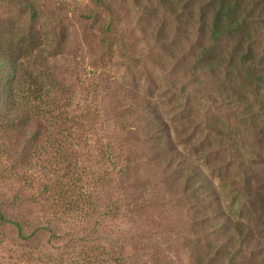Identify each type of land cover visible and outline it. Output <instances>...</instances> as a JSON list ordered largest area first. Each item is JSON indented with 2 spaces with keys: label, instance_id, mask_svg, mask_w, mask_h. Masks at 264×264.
<instances>
[{
  "label": "rangeland",
  "instance_id": "1",
  "mask_svg": "<svg viewBox=\"0 0 264 264\" xmlns=\"http://www.w3.org/2000/svg\"><path fill=\"white\" fill-rule=\"evenodd\" d=\"M27 1L42 42L17 54L31 67L47 59L77 118L66 126L85 128L68 176L47 148L17 168L11 149L0 155V264H228L210 258L226 249L233 264H264L261 21L250 43L261 82H248L229 42L207 55L221 65H207V36L160 0H0V27L27 25ZM159 114L170 149L151 131ZM11 144L0 132V148Z\"/></svg>",
  "mask_w": 264,
  "mask_h": 264
},
{
  "label": "trees",
  "instance_id": "2",
  "mask_svg": "<svg viewBox=\"0 0 264 264\" xmlns=\"http://www.w3.org/2000/svg\"><path fill=\"white\" fill-rule=\"evenodd\" d=\"M249 1L160 0L166 12L173 15L178 22L182 23V19L186 14L188 19L198 27L200 35L207 36L209 44L203 47L202 56H213V52L221 48V44L227 41L231 45L229 48L230 63H234V59L238 62L235 68L241 71L243 79L248 82L251 80L261 82L260 73L258 75L253 69L255 65L259 64H255L254 58L250 56V43L252 35L257 32L254 24L261 21L264 26V15L261 14L264 13V0H252L256 4L255 6L249 5ZM98 2H100L98 4L102 3L101 0H98ZM25 4V9L21 12L29 15L27 25H17V20H8L0 27V104L3 105L0 109V132L12 141L11 146L7 149L0 148V155H3L2 162H5V155L11 153L9 151L11 149L13 151L11 154L16 157L14 160L15 165L12 168H17V163L30 162L32 157H39L42 149L47 148L55 154L52 166L59 165V171L64 170L61 172L63 176H68L74 165L77 166L73 162V151L70 152L73 145L72 137L73 139L77 137L78 132H81L83 136L85 122L82 119L78 123L80 130L76 131L77 135L72 126H66L67 122L77 121V118H72L67 104L65 105L60 101L58 96L60 86L47 66V59L45 57L35 58L33 62L36 67H31L23 59V55L20 57L17 54L19 50L23 51L24 54H30L41 47L42 42L41 35L35 28L39 21L36 5L28 1ZM258 9L260 10L258 11ZM258 12H260L259 16L253 17ZM8 17L6 18L9 19ZM255 19H258V21L252 23L251 21ZM6 33L11 36L9 43L3 38ZM219 54L220 57L215 59H212V57L209 60L208 57L207 65L210 61L211 67L221 65V53ZM28 107L31 108L30 114L25 112ZM3 108H6L7 112L2 111ZM36 114L37 117H35ZM39 117L45 120L46 123L40 122ZM155 122L157 124H152L151 127L152 134L170 138L169 143H166V147L168 149L175 147L171 138L172 130L169 123L161 114L157 116ZM33 123L34 125H32ZM30 131L31 133L28 135ZM13 134H16V136ZM57 153L59 154L58 158ZM13 172L10 180L15 176ZM197 176H199L197 172H194V178H197ZM191 177L189 175V179ZM200 186L201 183L197 189ZM259 198L264 209V196L260 195ZM70 205L73 206V203ZM13 225L17 227L20 234H23L22 226L18 222L13 221ZM237 230L239 235L242 236V229L237 227ZM210 258L220 262L226 260L228 264H233L236 256L234 252L226 249L220 256H217L218 259L215 257Z\"/></svg>",
  "mask_w": 264,
  "mask_h": 264
}]
</instances>
